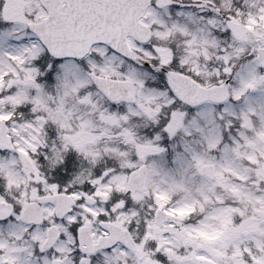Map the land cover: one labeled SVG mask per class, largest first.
<instances>
[{
  "label": "snow or ice",
  "instance_id": "obj_1",
  "mask_svg": "<svg viewBox=\"0 0 264 264\" xmlns=\"http://www.w3.org/2000/svg\"><path fill=\"white\" fill-rule=\"evenodd\" d=\"M0 264H264V0H0Z\"/></svg>",
  "mask_w": 264,
  "mask_h": 264
},
{
  "label": "rangeland",
  "instance_id": "obj_2",
  "mask_svg": "<svg viewBox=\"0 0 264 264\" xmlns=\"http://www.w3.org/2000/svg\"><path fill=\"white\" fill-rule=\"evenodd\" d=\"M180 214H182V213H178V215H180ZM200 236L204 237L203 240L211 242V241H213V240H215L217 238L218 234H216V233H213L211 235H209V234H200Z\"/></svg>",
  "mask_w": 264,
  "mask_h": 264
}]
</instances>
